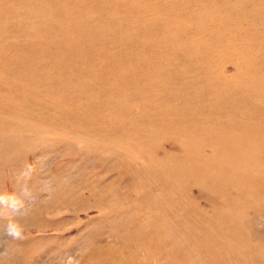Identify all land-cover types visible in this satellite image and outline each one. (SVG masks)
<instances>
[{"label":"rangeland","instance_id":"374dc122","mask_svg":"<svg viewBox=\"0 0 264 264\" xmlns=\"http://www.w3.org/2000/svg\"><path fill=\"white\" fill-rule=\"evenodd\" d=\"M9 192L0 264H264V0H0Z\"/></svg>","mask_w":264,"mask_h":264},{"label":"clouds","instance_id":"9594fccd","mask_svg":"<svg viewBox=\"0 0 264 264\" xmlns=\"http://www.w3.org/2000/svg\"><path fill=\"white\" fill-rule=\"evenodd\" d=\"M29 171H32L30 166ZM0 203H8L13 213L17 215H10L0 212V221L6 222V232L8 240L6 241L7 249L11 251H16L14 241H20L25 239L26 227L20 222L17 217H23L24 213L21 211L22 201L20 197L16 196L14 193H0ZM87 254V249L81 248L77 250L76 253H60L54 255L51 264H81V256Z\"/></svg>","mask_w":264,"mask_h":264}]
</instances>
